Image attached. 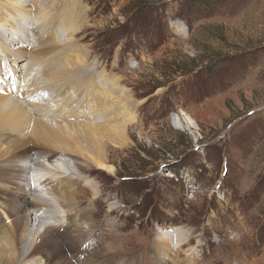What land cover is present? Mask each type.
I'll return each mask as SVG.
<instances>
[{
	"label": "rangeland",
	"instance_id": "rangeland-1",
	"mask_svg": "<svg viewBox=\"0 0 264 264\" xmlns=\"http://www.w3.org/2000/svg\"><path fill=\"white\" fill-rule=\"evenodd\" d=\"M39 2L57 19L50 28L41 19L49 41L36 51L26 49L29 60L21 56L19 68L33 62L38 71L33 74L53 95L47 91L33 104L20 101L26 110L22 118L31 112L22 131L19 121L9 118L17 108L1 101L0 111L8 116L0 117V133L17 138L23 132L29 139L24 150L67 153L58 148L59 141L51 144L35 135V121L50 112L49 118L91 120L87 129H103L102 120L91 119L98 115L101 94L113 101L106 106L108 122L122 126L126 117L132 119L126 137L116 143L101 139L104 163L113 174L91 167L78 183L56 181V192L74 184L62 192L76 193L68 204L74 214L62 215L68 205L58 203L40 211L86 220L81 228L87 240L76 249L68 245L72 233L67 234L64 220L44 227L69 261L77 251L86 255L79 264H143L160 233L172 226L185 231L190 244L179 258L173 249L169 264L185 259L192 248L189 257L199 256L195 264H264V0ZM26 5L37 12L31 2ZM67 7L74 10L72 40L64 32ZM3 74L9 79L0 81L4 86L17 75L16 70ZM1 164L0 211L14 220L18 187L9 185L10 173ZM90 185L100 195L93 197ZM110 244L123 250L116 252ZM0 262L26 264L21 246L4 235Z\"/></svg>",
	"mask_w": 264,
	"mask_h": 264
},
{
	"label": "bare ground",
	"instance_id": "bare-ground-1",
	"mask_svg": "<svg viewBox=\"0 0 264 264\" xmlns=\"http://www.w3.org/2000/svg\"><path fill=\"white\" fill-rule=\"evenodd\" d=\"M46 1L50 0H45V2ZM27 2L34 4L35 6L33 8H36L37 12H33L32 6L30 8V5H26ZM71 2L72 0H69V4H71ZM42 5V2H39V0H0V53L2 54V59L0 60V81L2 82V80H4V82H9V79L7 80L8 76L3 74V72L7 73L16 70L17 73V75H13V77L11 76V85L4 86L0 83V95L6 97L2 98L0 96V102L3 101L10 106L12 105V108H17L12 114L10 113L11 115L9 114V118L14 117V119L19 121V126L21 128V130L19 129L20 131L24 129L23 118L26 119L27 115L29 116V114H31L30 111H27L30 113L28 114L26 112V117L22 118L23 115L25 116L26 110L23 108L20 101L29 100L28 102L33 104V98L41 97L43 99L42 95L44 94L43 96H48V93L50 92V90L44 86V83H39L38 77L33 74V70L36 69L33 62L29 61L27 64H23V67L19 68V62L22 60L21 56L29 60L27 55H24L26 54V49L31 48V51H36L40 46L43 48L44 42L49 41L44 39L45 36L43 34V29L45 30L46 28L45 24L48 26L53 25L52 22H55L57 17H54V15L50 16V13H47ZM73 13L74 10L71 7L69 9L67 7V14L65 17L66 28L64 32L67 33L69 37L68 40H72L76 30ZM41 19L49 22V24L45 21V24H43ZM32 22L33 35L30 37V34H28V32H30V27H28V25ZM50 27L51 26H49V28ZM10 34L12 39L8 40L7 35L10 36ZM16 40L18 42H14ZM11 43L14 45L18 43L19 46L13 48L14 45H11ZM31 43L32 45H30ZM28 56L30 57L32 55L28 53ZM32 82H34V85ZM111 82H113V79ZM51 95H53V93L50 92V96ZM100 96L99 101L101 102L97 104V106H99V110L97 109L98 115H91V119L94 118L92 122L95 120H102L104 122V125H102L104 126L103 129H87L92 127L87 124V122H90L91 120H88L87 122L83 121L82 123V121L78 122L70 119L56 120L55 117L49 118V115L52 114L50 112L48 115L44 116L41 114L43 116L41 121H35L38 131V133L35 131V135L45 138L46 141L51 144L59 141V143H57V145H59L58 148L70 153L54 152L41 154L38 150H24V147H26L24 144L29 143V139L28 137H22L23 132H21V137L17 138H13L14 136L11 132L8 134L0 133V163L6 168L4 173H10L8 177L10 180L7 181L9 185H15L18 187V192L16 193L15 198L18 205L15 214L16 218L11 220L8 218V213L6 214L2 210L0 211V235H4V237L11 240L13 239L16 244L18 243L21 246V258L25 260L26 264H36L41 261L43 262L42 264H79L86 256H80V252L76 251V254L70 257L72 263L67 258L62 245L44 229L46 226H51L55 219L64 220L67 234L72 233L69 236L70 242L68 245L71 249H76L83 244V241L85 242L87 240H84L83 238V234H85L86 231L83 232L81 227L82 225L87 224V222H85L86 220H84L82 215L62 217L59 212L55 210H50L46 214L40 215V211L49 209L53 207V205H57V203L60 206H65L76 200L75 192L71 191L62 193L64 189H68L69 187L74 186V184L70 183L64 187L62 191L56 192L55 190L58 189L57 185H55L57 180L76 179L78 183L85 176V172L92 169L91 167H95L96 169H100L109 174L114 173V169L104 163L105 150L104 146H102L101 139L104 138L111 140L110 142L112 143H116L118 140H121V138L126 137V126L127 123H129V120L132 119L126 117L124 119V125L122 126H120V124L119 126H116L117 124H113L115 122L112 121L108 122V118L105 115V112L107 111L106 106L113 101L111 96L110 98L107 96V100L104 97L105 95L103 96V94H101ZM55 99L56 97L52 96V101ZM43 102H45V99ZM53 108L59 109L61 107L56 105L53 106ZM37 109L39 108L35 107L33 111L37 113ZM1 111L0 117L4 115H6L5 117L8 116V114L3 115V111L2 113ZM126 114L129 116L128 111ZM110 116H114V113L113 115L110 114ZM31 117L32 116L29 117L28 121H33V117ZM40 118L41 117H39V119ZM174 120H176L177 125L181 128L182 120L179 117L174 118ZM86 130L90 132H87ZM20 149H23V152H21ZM71 153L86 157L87 160L81 161ZM70 161H73L74 163V171H70L68 168ZM41 172L42 174H40ZM167 176L172 177V175L168 173ZM47 181H49V183H46ZM48 184L51 185L47 187ZM9 185H7V187H10ZM90 186L93 197L100 195L97 186ZM32 197L33 199L31 200ZM23 211L26 215L22 213ZM74 211L75 210L71 209L68 205V208L62 211V215L74 214ZM47 214H51V216H47ZM88 226L91 229L89 224ZM60 227L63 226L61 225ZM52 229H55V227L53 226ZM186 236L187 234L185 231L178 230L172 226L163 230L154 242L153 249L151 250L152 255H147V257H149L147 260L144 259L145 263L143 264H169L170 261L167 255L173 251V249H175L177 253L176 257L179 258V253H183V247L190 244V239ZM75 239H77L76 242ZM73 242H75V244L74 246H71ZM116 246L117 244H112L110 247L116 252L123 250L121 245ZM193 251L194 248H192L191 251L185 252V259H177L174 264H195L198 256L197 252L193 253V256L191 255L192 257H189ZM86 252L87 251H85V253ZM187 257L189 258L187 259ZM186 259L187 261H185ZM0 264L4 263L0 262ZM130 264L137 263L131 261Z\"/></svg>",
	"mask_w": 264,
	"mask_h": 264
}]
</instances>
